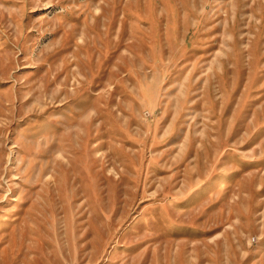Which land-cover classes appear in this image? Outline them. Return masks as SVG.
Wrapping results in <instances>:
<instances>
[{
  "label": "rangeland",
  "instance_id": "1",
  "mask_svg": "<svg viewBox=\"0 0 264 264\" xmlns=\"http://www.w3.org/2000/svg\"><path fill=\"white\" fill-rule=\"evenodd\" d=\"M0 264H264V0H0Z\"/></svg>",
  "mask_w": 264,
  "mask_h": 264
}]
</instances>
